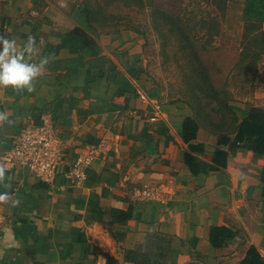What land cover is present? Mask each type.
Masks as SVG:
<instances>
[{
    "label": "crops",
    "instance_id": "1",
    "mask_svg": "<svg viewBox=\"0 0 264 264\" xmlns=\"http://www.w3.org/2000/svg\"><path fill=\"white\" fill-rule=\"evenodd\" d=\"M234 1L264 30V0ZM89 23L81 6L0 0V36L18 51L34 37L33 62L50 56L34 91L0 87V159L26 124L47 117L62 139L51 183L27 168L0 182L11 198L0 204V264H136L126 260L133 250L166 264H240L251 247L264 258V155L232 148L233 133L226 143L189 105L169 101L145 74L141 35ZM229 107L241 121L264 108V91ZM195 117L188 139L184 121ZM81 157L91 159L86 178H68ZM216 228L226 230L219 246Z\"/></svg>",
    "mask_w": 264,
    "mask_h": 264
},
{
    "label": "rangeland",
    "instance_id": "2",
    "mask_svg": "<svg viewBox=\"0 0 264 264\" xmlns=\"http://www.w3.org/2000/svg\"><path fill=\"white\" fill-rule=\"evenodd\" d=\"M51 1L65 11L91 9L98 30L141 35L145 74L154 86L214 130L234 128L230 117L237 116L220 113L221 100L243 102L255 89L264 91V30L243 20L239 2L229 3L224 16L221 0Z\"/></svg>",
    "mask_w": 264,
    "mask_h": 264
},
{
    "label": "trees",
    "instance_id": "3",
    "mask_svg": "<svg viewBox=\"0 0 264 264\" xmlns=\"http://www.w3.org/2000/svg\"><path fill=\"white\" fill-rule=\"evenodd\" d=\"M140 2V0H135ZM234 0H221V7H222V14L224 16L226 15V11L228 10L229 3L233 2ZM218 2V0H217ZM264 8V7H263ZM251 7L248 3L245 4L244 9V18L243 20L250 26H252L255 29H262V23L263 20H257V22L252 21V19L248 17L249 12H251ZM85 13L87 15L89 24H92L93 17L91 9H85ZM180 21L183 22V19L180 18ZM182 26V23L180 27ZM264 35V34H262ZM264 39V36L262 37ZM252 50H254L252 48ZM255 52V50H254ZM215 94L226 95L225 90L219 91L214 89ZM224 99V98H222ZM220 100V99H219ZM229 100L230 98L226 97V100H221L219 103L220 107L218 108V111L224 115H227L230 117V107H229ZM231 119V126H234V128H231L229 131L224 130L222 131V139L224 142L230 141V134L233 133L234 140L231 144L232 148H242L246 150L253 151L254 153L264 155V108L262 107H253L248 115L243 116L241 118V121L236 117L232 116ZM197 118H186L184 121V131L186 134L188 132H191L192 134L188 137V139L194 138L196 135V132L198 130V122L196 121ZM187 126H193V129H188ZM197 126V127H196ZM187 138V137H186ZM223 157H225L224 153L218 150L216 152V158L215 162L217 164L221 163V160H223ZM261 180L264 183V171L261 176ZM226 232V230L222 228H216L212 230L211 233V242L213 245H220L218 242V238L221 236L222 233ZM126 260L132 263L136 264H166L163 261L156 259L144 252L140 251H128L126 253ZM240 264H264V258L260 255V253L257 251L255 247H251L247 253V256Z\"/></svg>",
    "mask_w": 264,
    "mask_h": 264
},
{
    "label": "built area",
    "instance_id": "4",
    "mask_svg": "<svg viewBox=\"0 0 264 264\" xmlns=\"http://www.w3.org/2000/svg\"><path fill=\"white\" fill-rule=\"evenodd\" d=\"M61 146L59 130L54 121L47 117L41 123L26 124L11 149L0 159V164L5 166L6 171L27 168L43 182L51 183L62 162ZM90 163L89 157L77 159L67 173L68 178L84 180Z\"/></svg>",
    "mask_w": 264,
    "mask_h": 264
},
{
    "label": "clouds",
    "instance_id": "5",
    "mask_svg": "<svg viewBox=\"0 0 264 264\" xmlns=\"http://www.w3.org/2000/svg\"><path fill=\"white\" fill-rule=\"evenodd\" d=\"M39 51L34 37L30 36L25 47L18 51L14 38L0 36V87L34 91V81L44 74L50 62V56L42 57L39 62H33L30 59L37 56ZM6 120H8L7 114L0 112V122ZM5 171V166L0 164V182L5 179ZM10 199L7 193L0 194V204L8 203ZM12 203L19 204V200ZM102 261L103 258H101V264Z\"/></svg>",
    "mask_w": 264,
    "mask_h": 264
}]
</instances>
